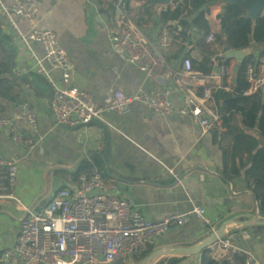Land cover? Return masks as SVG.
Returning <instances> with one entry per match:
<instances>
[{"label":"crops","instance_id":"obj_1","mask_svg":"<svg viewBox=\"0 0 264 264\" xmlns=\"http://www.w3.org/2000/svg\"><path fill=\"white\" fill-rule=\"evenodd\" d=\"M13 1L2 0L6 6ZM31 1L38 6L37 28L55 32L74 64L69 85L90 91L98 102L116 89L132 95L140 87L146 90L170 87L173 89V111L157 115L140 102H133L126 114L108 112L102 115L103 121L77 128L64 127L55 123L51 95L43 93V85L32 79L30 84L22 85L20 96L36 113L38 128L33 133L24 120L13 121L18 134L32 137L31 144L15 141L8 128H0V159L16 164L17 178L12 194L20 200V203H15L10 199H0V253L13 243L24 207L39 208L47 204L60 187L76 183L71 173L78 163L84 158L90 160V154L106 146L104 170L107 177L115 180L118 193L129 201L133 209L151 220H158L167 214H183L194 206H202L215 231L222 222L232 219L224 235L241 250L252 254L256 264H264V231L248 229L253 235H259L257 239L240 237L242 227L247 226L237 222L261 218L258 203L246 188L244 176L228 182L221 177V152L212 141V129L203 132L190 116L178 112L181 93L172 77L165 72L147 77L138 67L113 52L106 33L111 0ZM148 1L136 0L149 13L146 32L155 40L161 23L159 12L164 4ZM221 11L222 2L218 1L209 6L206 14L214 34L221 33L218 18ZM12 18L21 31L28 30L29 25L21 17L12 14ZM0 21L7 31L3 20ZM9 35L16 49L14 72L34 73L26 51L16 36L10 32ZM180 44L178 42L165 50L167 60L174 68L180 66L188 49L186 45L182 49ZM32 48L39 57L43 56L40 44L33 43ZM250 48L255 56L264 53V43L253 44ZM211 49L215 52L213 57L223 52L217 42ZM190 57L200 60L202 55L193 49ZM226 65L232 70L235 61L229 59ZM52 76L59 79L55 72ZM231 83L232 76L227 80L225 90L231 89ZM16 106L0 98V111L4 115L11 117ZM248 133L264 147V138L256 130ZM211 228L191 215L183 225H173L166 233L157 236L149 248L150 253L164 248L197 245L213 232ZM170 256L174 255L164 258ZM160 259L155 262L158 264ZM136 260L133 258L128 264H135ZM165 262L163 259L159 264ZM199 263L200 255L192 254L177 264Z\"/></svg>","mask_w":264,"mask_h":264},{"label":"built area","instance_id":"obj_2","mask_svg":"<svg viewBox=\"0 0 264 264\" xmlns=\"http://www.w3.org/2000/svg\"><path fill=\"white\" fill-rule=\"evenodd\" d=\"M181 1L170 0L163 9L174 8ZM111 2L106 33L113 52L138 67L147 77L160 72L172 77L181 93L178 112L190 116L203 132L211 130L219 123L218 114L211 106L212 90L226 87L231 69L219 64L204 73L193 67L189 56L182 57L179 67H172L165 50L180 42L177 21L160 23L153 40L146 32L147 9L140 7L136 0ZM37 12L38 6L31 0H14L10 6L0 0V19L5 29L16 36L31 61L33 72L44 77L51 88V110L57 125L77 128L103 121L102 115L108 112L128 113L133 102H140L157 115L173 111V89L170 87L153 90L140 87L132 95L116 89L98 102L90 91L69 85L74 64L55 32L37 28ZM12 14L29 25L26 32L18 28ZM205 41L211 46L215 44L214 32L210 30ZM33 43L41 45L42 57L34 52ZM52 72L58 74L59 79L54 78ZM246 81V95L264 89V54L256 56L255 62L247 66ZM16 119L24 120L35 133L38 128L36 113L26 103L18 104L11 117L0 111V128H8L15 141L31 144L30 135L17 133L13 123ZM169 172L177 178L172 170ZM16 178L15 162L0 159V199L20 203L12 194ZM191 215L202 225L212 227L211 218L202 206H194L187 213L167 214L151 220L133 209L118 193L114 179L103 177L97 171L81 174L76 183L60 187L47 204L36 209L24 207L19 231L13 243L1 251L0 264H128L129 260L142 256L157 236L173 225H183ZM211 231L215 230L211 228ZM240 237L257 239L259 235L243 229ZM207 249L217 262L256 264L252 254L241 250L226 235Z\"/></svg>","mask_w":264,"mask_h":264},{"label":"trees","instance_id":"obj_3","mask_svg":"<svg viewBox=\"0 0 264 264\" xmlns=\"http://www.w3.org/2000/svg\"><path fill=\"white\" fill-rule=\"evenodd\" d=\"M149 2L148 0H145ZM221 0H183L174 8L169 6L159 12L161 23L177 21L180 27L177 38L180 47H188L184 56L190 57V52L197 49L202 58L196 60L191 57L195 69L204 73L210 72L215 65L226 64L229 59L224 58V48L233 50L250 48L253 44L264 43V16L252 19L246 17L245 11L233 3H222V11L218 14L221 33L214 34L215 42L222 48L223 53L215 52L206 43L205 37L210 32V25L206 18L209 6ZM206 8L202 11V6ZM184 43V44H182ZM261 52L259 55H263ZM16 49L11 36L2 28L0 21V98L18 105L25 102L20 96L21 87L25 84L39 82L44 87V94L51 95V88L44 77L36 73L17 74L15 68ZM254 53L247 55L238 66V70L231 76L235 81L231 89L218 88L212 90L211 106L216 110L219 123L211 130L212 141L221 152L220 175L225 181L244 176L248 188L258 203L259 215L264 217V147L260 146L256 137L248 131L256 130L264 138V89L246 95V68L255 62ZM213 102V103H212ZM106 146L90 154V160L82 159L74 172L72 179L77 181L81 174L90 175L94 171L107 177L104 170ZM253 232L264 231V225L242 227ZM148 249L137 259H144ZM199 264H226L217 262L209 255L208 249L200 254ZM186 256L162 257L158 264L166 260L165 264H177ZM141 262V261H140ZM157 264V262H155Z\"/></svg>","mask_w":264,"mask_h":264},{"label":"water","instance_id":"obj_4","mask_svg":"<svg viewBox=\"0 0 264 264\" xmlns=\"http://www.w3.org/2000/svg\"><path fill=\"white\" fill-rule=\"evenodd\" d=\"M170 0H150L152 3H160L167 4ZM224 3H233L242 8L246 17L248 18H258L260 16H264V0H221ZM206 6H202L200 11L204 10ZM251 53V48H244L240 50L229 49L228 47L224 48V58L225 59H233L235 61V66L232 69V73L235 74L238 70L239 64L242 60ZM235 81V77H232V82ZM232 219L225 220L219 226V228L212 232L207 238L201 241L197 245L193 246H182V247H174V248H164L151 252L144 259L141 260L139 264H153L155 261L162 257H167L168 255H178V256H186V255H194L200 254L204 249H206L210 244L214 243L218 238L224 235V231L226 226H228ZM241 226H254V225H264V217L257 218L252 217L245 221L237 222Z\"/></svg>","mask_w":264,"mask_h":264},{"label":"rangeland","instance_id":"obj_5","mask_svg":"<svg viewBox=\"0 0 264 264\" xmlns=\"http://www.w3.org/2000/svg\"><path fill=\"white\" fill-rule=\"evenodd\" d=\"M231 72H232V70H231ZM135 259H137V258H135ZM142 260V259H141ZM140 259H137L136 261V263L135 264H139L140 263V261H141Z\"/></svg>","mask_w":264,"mask_h":264}]
</instances>
